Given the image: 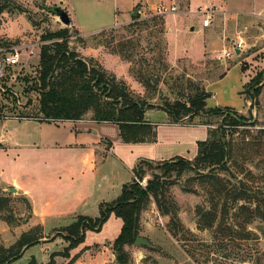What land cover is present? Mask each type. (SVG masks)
Segmentation results:
<instances>
[{
	"label": "rangeland",
	"instance_id": "rangeland-1",
	"mask_svg": "<svg viewBox=\"0 0 264 264\" xmlns=\"http://www.w3.org/2000/svg\"><path fill=\"white\" fill-rule=\"evenodd\" d=\"M60 1L0 0V6L6 7L0 12V46L33 44L38 50L36 56L31 57L24 67H19L0 86V134L17 124L14 119L6 120L5 117L20 118V115L34 116L38 113L40 94L33 86V79L38 76L40 51L44 44L41 37L49 31L69 27L72 31L70 46L85 58L97 59L108 73L126 80L134 95L151 105L148 117L155 121L165 118L163 105L166 102H173L190 94L194 85L206 88V83L227 71L229 65L232 66L231 70L235 67L231 59L235 53L223 63L217 56L220 51L212 48L209 35H218L224 42L227 40L231 49L232 42L240 36L252 42L260 32L257 26L259 19L252 14L237 13L232 16L229 13H220L209 27L203 26L204 16L200 13L201 9L215 6L226 11L225 6L229 10L233 9L241 0L162 1L160 4H175L177 12L157 15L164 19V24L157 22L144 30L138 27L126 29L130 23L136 21L134 18L138 15L140 18L137 21L153 17L155 9L145 8L141 2L130 8L132 0H62V7L72 18V23L66 26L50 10V7L59 5ZM245 1L250 5L248 9L253 10V0ZM136 10L138 14L134 16ZM74 17L78 27L86 34L82 37L86 39L117 21L127 20L111 27L119 30L115 33L113 46L125 53H131L132 60L111 53L107 46L91 47L89 44H82L78 40L80 31L73 23ZM234 17L239 22H235ZM90 42L89 40L88 43ZM88 48L93 49L92 54L86 52L89 51ZM132 66L137 73L150 79V86L146 87L138 80L131 71ZM254 72L255 75L260 73L257 70ZM230 75L235 76L236 69ZM222 86L219 84L213 89L216 99L209 103L215 104L218 100L236 108H246L249 98L248 108L243 114L251 118L246 125L237 126L230 132L232 154L228 159L230 173L227 177L234 181H244L246 187L250 188L249 191H252L250 193L259 191L257 199H261L259 201L264 210V84L257 99L250 98L248 87H245L242 97L235 92L231 93L227 88L222 89ZM221 119L219 116L196 118L194 124L208 120L213 123L210 127L215 128ZM185 123L192 125L188 120ZM144 170L146 175L134 176L132 179L142 187L147 186L151 172H161L160 169L154 168L152 171L148 167ZM208 189V184L202 182V177L196 171L172 176L162 201L163 210H168L169 214L160 210L154 198H151L141 213L139 235L148 238L152 247L135 243L125 246L132 257V264H264V219L256 208L257 200H241L233 204L227 196L217 199V221L210 228L205 226L207 220H202L198 212L200 206L206 210L214 209ZM18 199L16 205L24 207L22 198ZM12 204L15 202L12 201ZM225 205L229 209L224 217L222 207ZM222 218L225 225L224 230L220 231L218 225ZM200 221L202 225L199 224ZM62 229L50 231L48 237L55 234L54 238H57ZM117 233L114 222L100 232L89 233L88 242L71 250V257L79 253L84 258L83 263L117 264L114 253ZM55 260L57 264H68L70 257L57 255ZM97 260L98 262L93 263Z\"/></svg>",
	"mask_w": 264,
	"mask_h": 264
},
{
	"label": "trees",
	"instance_id": "trees-1",
	"mask_svg": "<svg viewBox=\"0 0 264 264\" xmlns=\"http://www.w3.org/2000/svg\"><path fill=\"white\" fill-rule=\"evenodd\" d=\"M6 7L0 6V12ZM130 23L126 29L138 27L140 30L149 29L157 22L164 24L160 16H153ZM118 28L102 29L90 35L89 39L78 36L82 44L91 47L107 46L110 52L119 54L126 60H132L131 53L119 50L113 43ZM79 34V33H78ZM72 31L69 27L57 31H49L42 35L44 44L41 46L38 76L33 79V86L40 94L37 115H20V118L38 117L41 120H79L89 117L96 121L117 123L123 142H155L157 140L156 125L146 118L151 105L142 98H137L131 91L126 80L108 73L95 58H85L79 51L70 46ZM91 41L88 43V41ZM124 45V44H123ZM112 46V47H111ZM131 71L146 87L150 86V79L137 73L135 67ZM29 81V78H26ZM264 84V74L258 73L248 84L250 98L257 99ZM245 92V90H244ZM211 94L201 85H194L190 94L183 95L175 101L166 102L163 110L168 113L170 122L184 123L188 120L194 124L196 118L211 116L221 117L217 127H209L208 138L198 142V152L194 159L177 156L169 160L152 161L141 160L133 169L134 176L146 175V167L160 169L161 172H151L147 186L142 187L134 180L124 184L120 196L109 203L100 205V213L96 217L80 215L69 226L63 227L61 236L68 243L59 253H53L47 264H57L55 257L61 255L70 257L68 264H72L79 257H71V250L85 242L87 232H100L112 214L121 218L123 226L120 234L114 240V253L117 264H132L131 255L125 249L126 245L134 244L140 234L141 213L154 198L160 210H163V197L168 188L169 179L184 172L196 171L202 177V182L208 184L209 194L212 196L213 208L210 210L198 207L202 220H207L206 227H214L217 221V199L230 198L233 204L241 200L258 202L257 209L264 219V210L259 200V191H249L244 181L227 177L230 173L228 163L232 154L230 132L237 126L246 125L249 119L245 114L229 107H208L207 99ZM184 98V99H183ZM249 100V98H247ZM19 116V115H18ZM198 124L213 123L206 120ZM243 207V205H241ZM223 215L228 213V206H223ZM169 214L168 210H163ZM31 215L17 216L12 208V199L2 192L0 187V219L10 226H19L28 222ZM203 222V221H202ZM222 218L218 230H224ZM202 225L201 221L199 222ZM45 237L43 227L39 224L23 232L9 247H0V264H11L19 260L26 249L39 244ZM29 264H39L32 258ZM259 264V263H256Z\"/></svg>",
	"mask_w": 264,
	"mask_h": 264
},
{
	"label": "crops",
	"instance_id": "crops-1",
	"mask_svg": "<svg viewBox=\"0 0 264 264\" xmlns=\"http://www.w3.org/2000/svg\"><path fill=\"white\" fill-rule=\"evenodd\" d=\"M162 1L170 2L132 0L130 8L141 2L145 8L154 10ZM247 4V1L241 0L234 6L237 9L233 7L229 10L227 6L225 9L232 16L240 13L258 17L260 32L252 42L242 36L232 42L231 49L234 48L235 55L231 59L236 75H230L233 69L229 65L227 71L206 83V90L211 94V99L206 101L208 107H229L243 113L248 108L249 100L246 108H236L218 100L215 104H210L211 100L216 99L213 89L222 84V89L227 88L231 93L244 97L246 84L258 74L255 75L254 70L264 71V0H253L251 11ZM234 18L235 22H239L237 17ZM126 21H117L104 29ZM73 23L80 31L79 35L85 36L75 17ZM217 36L209 35L212 48L216 51L229 49L227 40L224 42ZM239 40L243 42L242 49L235 47ZM88 49V54L93 52L92 48ZM148 112L149 110L146 112L147 120L156 125L155 142H123L117 123L96 121L90 117L79 120L5 117L6 120L14 119L17 124L0 134V187L15 202L12 208L17 216L31 217L28 222L19 226H10L0 219V247H9L23 232L39 224L45 235L39 244L26 249L23 256L11 264H29L32 258L39 264H47L53 253L62 252L68 245L61 235L54 238L53 234L49 238L50 231L69 226L80 215L98 216L100 205L116 200L124 184L132 181L133 169L141 160L163 161L177 156L195 158L198 142L208 138L209 124L172 123L165 111V118L155 121L148 117ZM18 198H22L24 207L16 205ZM113 222L118 229V236L123 221L115 214L110 216L102 230ZM92 232H87L85 242H88V234ZM83 259L79 256L72 264H90L83 263ZM95 262L98 260L93 263Z\"/></svg>",
	"mask_w": 264,
	"mask_h": 264
},
{
	"label": "built area",
	"instance_id": "built-area-1",
	"mask_svg": "<svg viewBox=\"0 0 264 264\" xmlns=\"http://www.w3.org/2000/svg\"><path fill=\"white\" fill-rule=\"evenodd\" d=\"M178 10L175 4L165 5L158 4L153 11V16L155 15H164L169 13H176ZM200 13L204 16L203 26L209 27L216 15L222 13L224 15L228 14L226 11H221L215 6L207 7L201 9ZM236 48H243V42L239 40L236 45ZM235 53L233 49H223L217 55L218 59L225 61V59L232 56ZM38 50L36 45L33 44H12L9 46H0V86L3 81L9 78L19 67H24L28 60L31 57L36 56ZM12 77V76H11Z\"/></svg>",
	"mask_w": 264,
	"mask_h": 264
},
{
	"label": "water",
	"instance_id": "water-1",
	"mask_svg": "<svg viewBox=\"0 0 264 264\" xmlns=\"http://www.w3.org/2000/svg\"><path fill=\"white\" fill-rule=\"evenodd\" d=\"M63 4L64 1L61 0L59 5L50 7V10L56 13L60 17L61 22L68 26L72 23V18L69 13L62 7ZM133 14L134 16H136L138 14V10H136ZM236 52L238 53L239 49H237ZM135 245H145L147 247H152L150 240L140 235L136 238Z\"/></svg>",
	"mask_w": 264,
	"mask_h": 264
}]
</instances>
